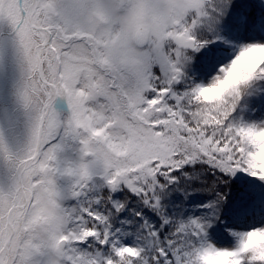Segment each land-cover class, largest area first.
Masks as SVG:
<instances>
[{
    "label": "snow or ice",
    "instance_id": "obj_1",
    "mask_svg": "<svg viewBox=\"0 0 264 264\" xmlns=\"http://www.w3.org/2000/svg\"><path fill=\"white\" fill-rule=\"evenodd\" d=\"M0 264H264V0H0Z\"/></svg>",
    "mask_w": 264,
    "mask_h": 264
}]
</instances>
